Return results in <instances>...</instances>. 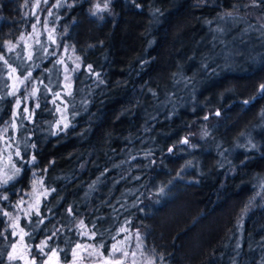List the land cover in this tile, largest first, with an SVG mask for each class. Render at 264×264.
Segmentation results:
<instances>
[{"label": "trees", "instance_id": "16d2710c", "mask_svg": "<svg viewBox=\"0 0 264 264\" xmlns=\"http://www.w3.org/2000/svg\"><path fill=\"white\" fill-rule=\"evenodd\" d=\"M38 21L42 67L70 56L83 112L56 126L53 97L20 106L34 81L15 66L3 129L14 105L31 116L0 185V264H102L137 233L157 264H264V0H0L1 75Z\"/></svg>", "mask_w": 264, "mask_h": 264}, {"label": "rangeland", "instance_id": "374dc122", "mask_svg": "<svg viewBox=\"0 0 264 264\" xmlns=\"http://www.w3.org/2000/svg\"><path fill=\"white\" fill-rule=\"evenodd\" d=\"M58 18V13L56 14L55 11L52 13V20H47V24L49 25V23H51L52 25L53 22L59 21ZM52 36L53 34L48 31V26L39 22L38 26L31 33L27 41L26 39L19 40L16 43H12L6 50V56L10 57L7 59L9 60L8 64L11 66L4 64L6 63V60L3 62L4 66L2 75L0 71V106L2 107V110L8 109V100L11 95L15 93L16 88H18L17 85L20 84V81H17L18 79L14 78L12 75L14 73L13 69L16 66V68H19L18 72L21 80L31 73V76L27 80L34 81L33 85L30 84L27 91H25L21 98H19L20 106H25L30 110L36 104L35 99L39 95H44V97L51 98V100L55 99L54 103H56L57 106L55 109L57 113L56 119L58 121L55 125L57 126L60 124L59 118L66 123V118H76V116L83 112V109H81V102L71 99L72 79L70 70L76 68L77 65L74 62L72 63L70 56L62 61H59L58 59L54 62L56 59H52L49 63L50 67L46 68V71L42 67L43 63L47 62L49 58L56 54V44ZM35 78L37 79L35 80ZM25 81L26 80H24L23 83H25ZM25 107H22L19 110L18 105L13 106L11 109V120L9 122L10 127L9 129H6V131L3 129L5 124L0 119V185L3 184L2 179L4 177L11 176L14 178L19 173L16 169L20 170L19 162L22 161V158L24 157L21 153V141L26 139L25 135L21 136L20 133L25 124L24 122L31 116ZM46 111V115L49 117L51 111ZM17 152L19 155H17ZM11 180L12 179L9 181ZM44 195L45 192H43V190L39 189L35 192L33 209L38 205V199L43 198ZM32 198L33 197H31V199ZM28 209L30 210V208ZM131 240L135 242L136 246H128L131 244ZM78 245L79 247H77ZM78 245L72 250V254H74L76 258L81 256L83 254L82 252L89 253V257L93 258L95 255L93 249L90 251L89 246L86 244ZM141 245V236L139 233L136 234V237L130 236L129 238H125L124 241L115 248L119 249V251L113 249L111 251L112 254L107 257L102 264H116V261H120L121 264H157L156 261H152L149 256L146 255L145 251H143L144 246L141 247ZM20 249L21 247L15 244L11 253L13 259L17 257V253ZM125 251L128 253L127 256H124ZM133 253H135V255H133ZM43 264L63 263L61 262L59 255L56 252H53ZM78 264H95V262L89 261Z\"/></svg>", "mask_w": 264, "mask_h": 264}, {"label": "snow or ice", "instance_id": "6c2138e0", "mask_svg": "<svg viewBox=\"0 0 264 264\" xmlns=\"http://www.w3.org/2000/svg\"><path fill=\"white\" fill-rule=\"evenodd\" d=\"M105 7H106V5H105ZM0 58H2V57H0ZM13 72H15V69H13ZM30 76H31V73H29L28 76H25L24 79L21 80V83H23L24 80H27ZM260 90H261V92H264V85H261V86H260ZM245 103H248V101H245ZM37 106H38V105H37ZM67 126H68V125L65 124V127H67ZM185 143H187V141H185ZM17 155H19L18 152H17ZM33 159H35V158L33 157ZM16 171L19 172V169H16ZM10 179H12L11 176H6V177H4V178L2 179V183H3V184H7L8 181H9ZM5 199H6V197H5ZM122 231H124V229H122ZM77 247H79V245H78ZM113 247H114V250H115V251H119V249H115V246H113ZM127 255H128V253H127V251H125V252H124V256H127ZM133 255H135V253H133ZM116 264H121V262H120V261H116Z\"/></svg>", "mask_w": 264, "mask_h": 264}]
</instances>
